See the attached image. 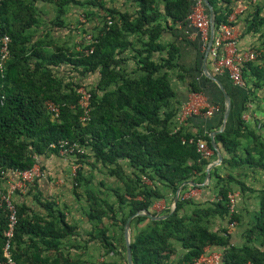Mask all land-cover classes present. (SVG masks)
Listing matches in <instances>:
<instances>
[{"label":"trees","instance_id":"trees-1","mask_svg":"<svg viewBox=\"0 0 264 264\" xmlns=\"http://www.w3.org/2000/svg\"><path fill=\"white\" fill-rule=\"evenodd\" d=\"M39 1L51 4L56 12L47 32L40 36L43 15ZM196 1L123 0L120 6L113 0L1 3L0 40L9 35L11 41L5 72L0 71V185L9 170H30L37 157L58 153L50 146L53 142H78L86 152L69 157L72 164L79 165L72 187L76 199L85 198V218L91 225L86 231L69 218L66 203L64 211L54 200L45 201L47 217L31 214L26 203L17 204L10 248L16 264H109L89 258L93 242L100 244L102 256L118 257L119 264H128L125 224L144 209L167 216L133 218L134 264H195L207 248L221 253L220 264H264V189L245 241L234 243L228 229L231 220L240 221L237 211L230 214L228 198L235 185L246 188L240 169L247 165L264 170V142L243 117L248 104L257 99V91L264 90V0L248 1L252 10L246 19L247 31L259 34L261 43L252 48L261 54L243 66L246 95L242 109L235 117L231 110L233 124L215 137L227 157L211 170L217 198L205 203H197L185 193L198 187L190 182L205 181L212 161L199 151V140L216 151L210 135L200 130L194 133L186 125L177 128L175 118L181 106L174 105L179 104V95L173 83L174 75L192 92L205 89L197 80L201 69H189L181 61L179 39H185L178 32L179 25H188ZM209 1L216 13V28L238 5L237 0ZM73 9L82 11L84 22L73 24L69 18ZM55 27L65 28V34L81 31L82 41L72 44L65 39L61 43L53 35ZM168 30L174 31L175 39L165 42ZM89 34L92 42L85 39ZM80 87L92 93L91 117L85 124L81 121ZM48 101L59 105L58 118H53ZM245 139L252 142L246 144ZM85 165L117 183H94V173L87 175ZM185 182L175 209L153 208L156 201L167 198L166 191L175 199ZM217 222L220 225L215 229ZM8 226V213L0 208V261L6 258Z\"/></svg>","mask_w":264,"mask_h":264},{"label":"crops","instance_id":"crops-1","mask_svg":"<svg viewBox=\"0 0 264 264\" xmlns=\"http://www.w3.org/2000/svg\"><path fill=\"white\" fill-rule=\"evenodd\" d=\"M245 2L246 7L242 8L237 5L231 15V19L239 36V47L243 50L253 49V46L260 45L261 43L258 33L253 34L252 32L247 31L246 19L248 18L249 11L252 10V8H250L251 5L248 4V1ZM38 6L43 15V21L37 33V35L40 36L47 32V29L50 26V20L55 17L56 12L55 8L49 3L39 1ZM49 8L50 10L48 11ZM70 14L71 12L69 15ZM53 31V35L59 39L61 43H64L65 28L55 27ZM200 31L201 30L196 25H191L189 23L184 27L179 25L178 32H181L186 40H183V37H180L179 39L183 51L181 61L185 63L189 69H193L195 67H199L201 69V72L197 74V80L205 86V89L204 92H192L189 90L187 83H184L182 80L177 78V76L173 75V83L179 95L177 98L179 104H176L177 102H175L174 105L175 107L181 106V111L175 119L178 124L177 128L181 125H186L194 133L200 130L203 134L210 135L213 131L220 129L222 125L225 110V97L219 83L209 78L204 72L203 59L208 41L206 42L203 39L202 33L201 35H198ZM174 39V31L172 32L168 30L164 35V41H172ZM207 67L209 71L220 81L224 90L229 93L232 102L231 110L234 111L235 117V115L242 109L243 100L246 95L245 81L244 85H237L229 78L228 75L216 73L213 69V62L209 56L207 57ZM205 78L209 81H206ZM257 95V99L248 104L249 111H245L243 117L260 135V140L264 142V123H261L264 121V90H258ZM213 100H218V102H213ZM221 104L224 105L223 112L221 111ZM212 106H219L220 110L215 111L212 115H204L203 111ZM185 111L186 113L190 112L193 114L188 115L185 120L181 122L180 117L184 116ZM231 113L226 122L225 128L233 124L234 117L231 116ZM189 117L191 118L190 120H188ZM245 142L248 144L252 141L250 139H245ZM217 143L221 149L224 159V157H227V153L222 148V145L219 142ZM243 154H245V152ZM210 156L212 157V161H215L218 158L217 152L216 154L212 152ZM37 159V163L34 167H40L42 175L40 177H36L35 180L30 183L26 192L17 190L13 195L15 202L17 204L26 203L28 207H30L31 214L43 217H47L48 211L43 206V203L48 199L54 200L56 205L65 211V188L70 187V185L65 183V166L71 165V159L69 157H63L58 153H51L49 156H39ZM57 164H59V167H56ZM240 171L241 175L239 177L246 184L245 190H242L239 185H235L234 187V192L237 193L236 211L240 216V221H237L235 228L228 227V229L232 236L233 234H237L238 236L243 235V238H245V232L255 219L256 212L259 210L260 191L264 189V170L245 165L242 169H240ZM36 180L38 183L33 187ZM6 185L7 183L4 182L3 179L0 188L5 189ZM166 194V199H161L155 202L153 208L157 211H162L169 206L172 208L174 207V199L171 193L166 191ZM185 197L194 199L197 203H205L216 199L217 190L213 185L212 177L207 185L188 189L185 193ZM86 206L87 205L85 203L84 211L87 209ZM158 206H160L162 210L157 209ZM68 208H70L69 205ZM68 212L70 213V209H68ZM226 223L227 221H222L221 224L225 225ZM81 226L84 230L86 229V231L91 227L88 223L85 225L81 224ZM217 228L218 226L215 227V229ZM83 236L85 238L86 233H84ZM261 245L264 249V243ZM89 247L90 250H92V248L94 249L91 252L93 258L90 256L89 258L95 261V255H99L98 253L102 252L101 246L100 244L93 242L89 245ZM206 251L210 252L213 250L211 248H207ZM182 253V249L179 248V254L182 255ZM88 254L90 255V252ZM98 257L97 259L101 258V256L99 258ZM102 257L105 259L104 256Z\"/></svg>","mask_w":264,"mask_h":264},{"label":"built area","instance_id":"built-area-1","mask_svg":"<svg viewBox=\"0 0 264 264\" xmlns=\"http://www.w3.org/2000/svg\"><path fill=\"white\" fill-rule=\"evenodd\" d=\"M4 0H0L1 3ZM238 6L244 8L246 7L245 1L255 2L256 0H237ZM189 24L196 25L202 33L203 39L207 42L210 35V21L208 13L205 11V7L202 0H197L195 6L192 9L191 14L188 17ZM85 19H82L84 21ZM236 31V27L233 24L231 16L227 21L220 23L219 27L216 28L215 37L212 46L209 50V57L213 62V69L216 73L221 75H228L229 78L237 85H244L243 78V66L258 58L261 54L256 49H246L243 50L239 47V38ZM85 39L88 42L93 41L91 34L86 35ZM10 36L4 35L0 40V71L5 72L6 60L9 56V44ZM90 50L89 52H91ZM3 75V74H2ZM80 94L79 106L83 110L81 116V121L85 124L88 123L91 117L92 110V93L86 87H80L78 89ZM47 107L52 113L53 118H58L60 115V107L52 101L47 102ZM219 106H212L207 110H204V115H212L215 111H219ZM193 113L184 112V116L180 117V121H184L188 115ZM53 149L58 150V154L63 157H74L86 152V148L80 145L78 142H70L68 140H60L58 142H53L50 144ZM198 149L206 157H211L213 150L208 147L204 140H199ZM79 165L73 164L74 171H77ZM76 174V172H75ZM42 175L40 167H33L30 170H19L13 169L9 170L4 177V182L7 183L5 189L0 188V208H3L8 213L9 226L5 232L6 243L5 251L6 258L0 261V264H16V261L10 253V248L12 244V238L15 233V227L17 224V203L15 202L13 195L19 190L26 192L29 188L30 183H32L36 177ZM144 180L150 183L147 177ZM217 198V197H216ZM230 201V214L236 211L237 203V193L231 192L228 195ZM237 225L236 220H231L229 223V228H235ZM221 253L217 251H210L203 254L195 264H220ZM248 264H253L249 262Z\"/></svg>","mask_w":264,"mask_h":264},{"label":"rangeland","instance_id":"rangeland-1","mask_svg":"<svg viewBox=\"0 0 264 264\" xmlns=\"http://www.w3.org/2000/svg\"><path fill=\"white\" fill-rule=\"evenodd\" d=\"M123 0H113V4L115 5H119L121 4ZM110 2V0H109ZM50 10V8L48 9V11ZM69 18L70 20L73 22V24H77L78 21H81V22H84L82 21V19H85L83 17V13L81 10L79 9H73L72 13L69 15ZM93 23L90 24V26H92ZM82 38H83V34L81 33V31H76L75 33H67L65 34V39L71 41L72 44H80V42L82 41ZM61 164V163H60ZM59 164L56 165V167H59L58 166ZM65 183H67L68 185H70V187H67L65 188L66 191H65V203H67L69 205V209H70V216L69 218H71L72 220H77L78 223L82 224V225H85L88 223V221L86 220L85 218V213H84V207H85V198L82 197V199L78 200V199H75L76 196L74 195L73 193V183H74V176H75V172L74 171V168H73V164L71 163V165H66L65 166ZM77 170V169H76ZM85 170H86V174L88 175L91 171H93L94 173V183H99L100 180H103L105 183L107 184H111V183H117L116 179L113 178V177H110L106 174H104L103 172H101L99 169H95L93 170L92 167L90 165H85ZM90 175V174H89ZM109 198H113V196H109ZM157 209H160V206H158ZM156 210V209H155ZM89 224V223H88ZM228 224V221L227 223ZM220 225V222H217L215 223V227ZM234 238H233V242L236 243V244H242L243 243V240L245 241V238H243V235L242 236H238L237 234H233ZM92 250H94L92 248ZM92 250H88V253L90 252V255L88 254V256L92 257L91 255V252ZM99 255H95L96 258H95V261L96 262H108L109 264H113V261H115L116 263L115 264H119L118 261H120V259L117 257V258H107L105 257V259L102 257V252L101 253H98ZM101 256V258L99 257ZM97 257L99 259H97ZM93 258V257H92ZM114 259V260H113ZM116 259V260H115Z\"/></svg>","mask_w":264,"mask_h":264},{"label":"water","instance_id":"water-1","mask_svg":"<svg viewBox=\"0 0 264 264\" xmlns=\"http://www.w3.org/2000/svg\"><path fill=\"white\" fill-rule=\"evenodd\" d=\"M203 1V4L207 7V10H208V16H209V21H210V35H209V40L207 42V48H206V51H205V54H204V72L205 74L215 80L216 82L219 83L221 89L223 90V93H224V97H225V110H224V115H223V122H222V125L220 127V129L218 130H215L213 131L211 134H210V137H211V142H212V145H213V149L217 152V156L218 158L215 160V161H212L211 163H209V165L207 166V169H206V179L203 183L201 184H197L195 182H190L192 185H197V186H205L207 185V183L210 182L211 180V170L215 167V166H218L222 163L223 161V154L221 152V149L218 145V143L216 142V135L220 132H222L224 129H225V126H226V122L230 116V113H231V108H232V102H231V97L229 95V93L224 90L222 84L220 83V81L217 79V77L211 73L207 67V57L209 55V50L212 46V43H213V40H214V37H215V33H216V13H215V10H214V7L213 5L211 4V2L209 0H202ZM187 182L183 183L178 191H177V194L175 196V199H174V207L173 209H175L176 207V204L178 202V199H179V195H180V192L183 188V186L186 184ZM137 215H146L152 219H162V218H165L167 215H154L152 212L144 209L143 211H140V212H137L133 215H131L127 221H126V224H125V229H124V235H125V240H126V256H127V262L128 264H134L133 263V257H132V249H131V241H132V238H131V222L133 220V218Z\"/></svg>","mask_w":264,"mask_h":264}]
</instances>
